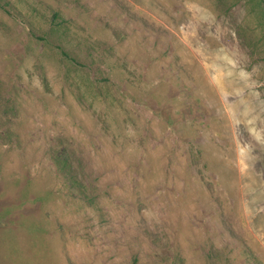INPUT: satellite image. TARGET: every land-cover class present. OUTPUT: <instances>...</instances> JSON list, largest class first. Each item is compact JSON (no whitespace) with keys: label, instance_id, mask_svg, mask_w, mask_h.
Masks as SVG:
<instances>
[{"label":"rangeland","instance_id":"obj_1","mask_svg":"<svg viewBox=\"0 0 264 264\" xmlns=\"http://www.w3.org/2000/svg\"><path fill=\"white\" fill-rule=\"evenodd\" d=\"M0 264H264V0H0Z\"/></svg>","mask_w":264,"mask_h":264},{"label":"trees","instance_id":"obj_2","mask_svg":"<svg viewBox=\"0 0 264 264\" xmlns=\"http://www.w3.org/2000/svg\"><path fill=\"white\" fill-rule=\"evenodd\" d=\"M56 15H57V14H55V16H56ZM60 52H61V54H62L65 58L69 59L70 61L76 62V59L73 58L72 56H70L69 54H67L64 50L61 49Z\"/></svg>","mask_w":264,"mask_h":264}]
</instances>
